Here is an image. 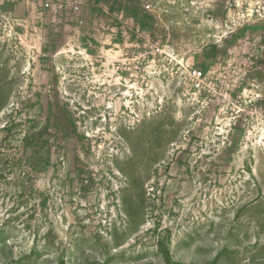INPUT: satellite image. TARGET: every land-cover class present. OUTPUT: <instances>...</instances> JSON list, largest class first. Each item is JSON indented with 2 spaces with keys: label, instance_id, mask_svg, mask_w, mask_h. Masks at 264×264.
<instances>
[{
  "label": "rangeland",
  "instance_id": "rangeland-1",
  "mask_svg": "<svg viewBox=\"0 0 264 264\" xmlns=\"http://www.w3.org/2000/svg\"><path fill=\"white\" fill-rule=\"evenodd\" d=\"M0 264H264V0H0Z\"/></svg>",
  "mask_w": 264,
  "mask_h": 264
},
{
  "label": "built area",
  "instance_id": "built-area-1",
  "mask_svg": "<svg viewBox=\"0 0 264 264\" xmlns=\"http://www.w3.org/2000/svg\"><path fill=\"white\" fill-rule=\"evenodd\" d=\"M202 76V71L201 70H198V69H192L190 72H189V77L195 81V80H198L200 79Z\"/></svg>",
  "mask_w": 264,
  "mask_h": 264
}]
</instances>
